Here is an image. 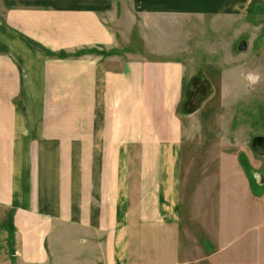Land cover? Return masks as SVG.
Here are the masks:
<instances>
[{
	"label": "crops",
	"instance_id": "1",
	"mask_svg": "<svg viewBox=\"0 0 264 264\" xmlns=\"http://www.w3.org/2000/svg\"><path fill=\"white\" fill-rule=\"evenodd\" d=\"M207 1L129 11L249 2ZM117 12L115 0H0V264H264V171L251 179L228 158L219 180L184 181L185 64L120 48Z\"/></svg>",
	"mask_w": 264,
	"mask_h": 264
},
{
	"label": "rangeland",
	"instance_id": "2",
	"mask_svg": "<svg viewBox=\"0 0 264 264\" xmlns=\"http://www.w3.org/2000/svg\"><path fill=\"white\" fill-rule=\"evenodd\" d=\"M130 1L115 0L121 20L114 28L126 42L120 48L126 46L134 57L180 59L186 67L179 110L185 125L184 181L219 180L228 158L230 166L245 168L244 160L252 173V166L264 171V157L251 146L252 137L264 136V0H249L231 13L169 18L134 16ZM242 41L248 43L245 50L239 48Z\"/></svg>",
	"mask_w": 264,
	"mask_h": 264
},
{
	"label": "water",
	"instance_id": "3",
	"mask_svg": "<svg viewBox=\"0 0 264 264\" xmlns=\"http://www.w3.org/2000/svg\"><path fill=\"white\" fill-rule=\"evenodd\" d=\"M247 47L248 43L246 41H242L239 45L241 50H245ZM251 146L258 155L264 156V136L256 135L252 137Z\"/></svg>",
	"mask_w": 264,
	"mask_h": 264
},
{
	"label": "trees",
	"instance_id": "4",
	"mask_svg": "<svg viewBox=\"0 0 264 264\" xmlns=\"http://www.w3.org/2000/svg\"><path fill=\"white\" fill-rule=\"evenodd\" d=\"M90 52H98V50L97 49H91V50H89ZM242 161V160H241ZM243 164H244V166H245V168H246V170H247V172H248V174H249V176H251V178H252V171H251V168L249 167L248 168V166L245 164V161L243 160ZM257 184V183H256ZM264 186V185H263Z\"/></svg>",
	"mask_w": 264,
	"mask_h": 264
}]
</instances>
